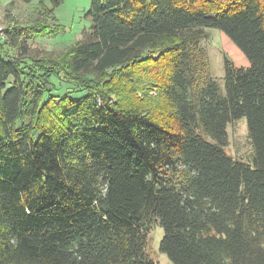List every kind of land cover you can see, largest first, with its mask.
<instances>
[{
	"label": "trees",
	"instance_id": "1",
	"mask_svg": "<svg viewBox=\"0 0 264 264\" xmlns=\"http://www.w3.org/2000/svg\"><path fill=\"white\" fill-rule=\"evenodd\" d=\"M59 3L39 1L43 16ZM87 15L56 56H27L45 17L0 39V264H158L155 222L172 264H264V0H90ZM201 28L248 66L226 59L223 90L210 81L195 104L184 60ZM135 76L167 114L142 107ZM59 78L78 95L52 94ZM242 117L252 161L224 150Z\"/></svg>",
	"mask_w": 264,
	"mask_h": 264
},
{
	"label": "rangeland",
	"instance_id": "2",
	"mask_svg": "<svg viewBox=\"0 0 264 264\" xmlns=\"http://www.w3.org/2000/svg\"><path fill=\"white\" fill-rule=\"evenodd\" d=\"M39 1L42 2L44 8L52 7V0H34L27 4L20 0H0V21L5 28H11L13 25L28 26L33 21H44V17L47 19L50 34L43 37L37 36L27 41V50H29L27 56L38 58L52 52L56 56L83 39L91 23L87 15L90 0H60L49 17L43 16ZM191 33L193 36L190 37V44L186 50L184 72L186 81H188L187 97L190 102L196 104L201 89L210 81L216 82L223 90L226 59L235 68L248 66V61L241 50L219 29L201 28ZM3 49L11 56L18 55L7 44H3ZM61 78L54 79L55 85L51 93L78 95L75 92L77 89L75 84ZM142 82L135 76V97L139 99L142 96L140 100L142 107L149 108L151 112L157 110L164 115L168 106L159 97L155 82L144 86ZM129 83H133V80ZM120 92L124 96L122 91ZM82 94L83 92H79V95ZM125 96V101L129 104L134 103L128 95ZM224 150L236 160L252 161L254 150L244 117L227 123ZM162 235V227L155 222L146 234L148 256L158 264H172L167 254L159 248Z\"/></svg>",
	"mask_w": 264,
	"mask_h": 264
},
{
	"label": "built area",
	"instance_id": "3",
	"mask_svg": "<svg viewBox=\"0 0 264 264\" xmlns=\"http://www.w3.org/2000/svg\"><path fill=\"white\" fill-rule=\"evenodd\" d=\"M5 27L3 26V24L0 21V39H3L5 37Z\"/></svg>",
	"mask_w": 264,
	"mask_h": 264
}]
</instances>
